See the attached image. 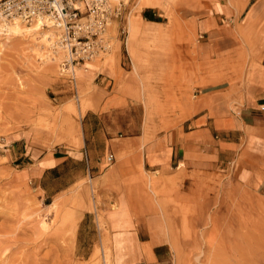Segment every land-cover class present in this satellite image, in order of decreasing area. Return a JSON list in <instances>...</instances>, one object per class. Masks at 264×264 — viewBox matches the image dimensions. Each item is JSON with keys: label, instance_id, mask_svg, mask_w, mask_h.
I'll return each instance as SVG.
<instances>
[{"label": "rangeland", "instance_id": "rangeland-1", "mask_svg": "<svg viewBox=\"0 0 264 264\" xmlns=\"http://www.w3.org/2000/svg\"><path fill=\"white\" fill-rule=\"evenodd\" d=\"M153 1L154 7L165 10L167 23L144 22L141 10L150 6L143 0H110L122 10V18L110 27L112 50L75 67L74 74V69L61 72L63 53L44 47L46 43L38 44L45 52L37 56L24 38H0V264H112L105 221L80 220L81 212L93 207L90 177L83 174L85 161L70 158L60 171L42 174L31 165L35 157L13 150L21 138L30 153L40 156L88 150L100 161L102 145L93 138L99 128L110 136L150 141L189 116L200 90L194 88L211 80L200 75L221 73L220 79L245 85L253 70H264V0H255L242 29L211 37L233 39V44L218 46V51L210 46L204 52L195 30L202 0ZM231 1L236 11L239 1ZM121 27H126L125 33ZM95 63L120 69L109 87L120 100L102 107L98 112L102 121L95 114L83 117L97 104L86 76ZM236 90L242 94L248 89ZM193 147L192 164H180L176 180L187 179L190 195L185 199H180L175 184L160 191L152 173L143 170L125 183L131 191L136 188L141 204L148 199L149 210L164 213L174 260L264 264V138L253 134L239 138L233 151L214 160L198 157ZM228 160H235L243 177L228 175ZM105 169L99 164L91 176L99 174L93 170ZM60 188L66 190L52 197Z\"/></svg>", "mask_w": 264, "mask_h": 264}, {"label": "crops", "instance_id": "crops-1", "mask_svg": "<svg viewBox=\"0 0 264 264\" xmlns=\"http://www.w3.org/2000/svg\"><path fill=\"white\" fill-rule=\"evenodd\" d=\"M238 1L239 7L236 11L232 8L231 0L201 1L195 22V30L200 38L198 41L202 46L200 52L206 51L210 46L214 47L213 51H218V46L233 44V39L221 40L211 37L222 35L229 30L242 29L243 19L249 17L255 0ZM164 11L158 7H146L141 10L140 16L144 22L165 24L167 15ZM119 73V68H108L95 63L91 75L86 76L92 84L91 92L97 104L95 109L88 108L83 117L91 114L98 116L104 105H112L120 100L121 96L109 89ZM220 74L200 75L211 80L194 88L200 90L194 96L189 116L173 131L158 138L143 142L141 136L115 137L108 135L104 128H99L93 138L102 145L100 151L103 159L100 161L95 160V155L88 150L40 156L36 151L30 153L27 150L23 138L13 150H21L20 156L31 154V157H35L31 165L41 169L42 174L49 170L60 171L62 164L70 158L76 162L85 161L83 174L90 177L88 185L93 197V207L82 211L80 220L85 223H99L101 217L105 221L109 232L106 246L110 250L112 264H193L174 260V249L166 229L167 220L164 213L155 208L149 210L148 199L147 203L141 204L136 198V188L131 191L129 183L125 181L143 170L152 173L149 176L155 177L156 187L160 191L171 189L175 184L174 188L178 189L180 199L183 200L190 195L187 192L190 191V186L185 185L186 177H183L184 183H178L176 180L179 177L180 164H192V145L199 151L198 157L214 160L219 159L223 153L233 151L239 138H251L252 134L264 138V70H253L252 80L245 85L235 80L220 79L223 77ZM218 78V82H211ZM235 89L248 90L241 94ZM79 154L82 156L78 157ZM109 154H114V162H108ZM226 158L228 159L227 156ZM99 164L104 165L106 169L93 170L99 174L91 176V170ZM227 165L228 175L234 173L239 176L240 173L243 177L244 171L236 167L235 160H228ZM95 179H98V182H94ZM76 184L77 181L73 185ZM65 190L60 188L52 197ZM141 207H145V210ZM80 228H84L82 224ZM94 228L101 234L98 225ZM80 245L82 246L81 243Z\"/></svg>", "mask_w": 264, "mask_h": 264}, {"label": "built area", "instance_id": "built-area-1", "mask_svg": "<svg viewBox=\"0 0 264 264\" xmlns=\"http://www.w3.org/2000/svg\"><path fill=\"white\" fill-rule=\"evenodd\" d=\"M15 18L31 24L44 21L55 29L54 49H60L61 72L71 66L81 67L109 53L113 47L110 25L122 18L121 7H113L110 0H0V38L8 35V23ZM122 33L126 27H121ZM115 159L109 154L108 162Z\"/></svg>", "mask_w": 264, "mask_h": 264}, {"label": "bare ground", "instance_id": "bare-ground-1", "mask_svg": "<svg viewBox=\"0 0 264 264\" xmlns=\"http://www.w3.org/2000/svg\"><path fill=\"white\" fill-rule=\"evenodd\" d=\"M143 4L146 6L154 7V6H156L157 3H155L153 0H143ZM47 23L49 25V28L46 27V29H48V30L43 31L45 29V27H43V25L45 23L42 20L33 21L31 23L32 25L29 26V25H27V23L25 24V22H22L20 19L15 18L14 20H12L11 22L8 23V26H7L8 35H12L14 37H21V38H24V40L29 41L28 46H26V47L33 46L35 48V50L33 51V54H35L37 56L38 55L41 56L45 52V51L43 52L41 50L40 46L38 45L40 43H43V44L46 43V44H44L45 45L44 47L49 46V48L53 52L55 51V52L59 53V52H61V50L60 49H54L56 47H54L52 44L55 33L52 32L51 35H48V33H46V32H50V29L53 28V27H51L50 22H47ZM12 36H10L9 38H11ZM45 58L51 60L52 59L51 54L45 55ZM53 60H52V62H50L51 64H54ZM94 60H96V59H94ZM52 67L49 69V71H52ZM73 69H74V67L71 66L70 71ZM44 224H45V222H44Z\"/></svg>", "mask_w": 264, "mask_h": 264}, {"label": "trees", "instance_id": "trees-1", "mask_svg": "<svg viewBox=\"0 0 264 264\" xmlns=\"http://www.w3.org/2000/svg\"><path fill=\"white\" fill-rule=\"evenodd\" d=\"M151 20H157V19H151Z\"/></svg>", "mask_w": 264, "mask_h": 264}]
</instances>
